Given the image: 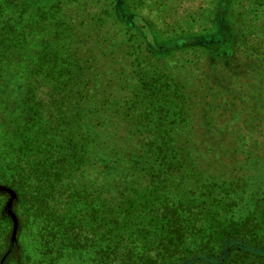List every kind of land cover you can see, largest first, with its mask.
<instances>
[{
  "label": "trees",
  "instance_id": "16d2710c",
  "mask_svg": "<svg viewBox=\"0 0 264 264\" xmlns=\"http://www.w3.org/2000/svg\"><path fill=\"white\" fill-rule=\"evenodd\" d=\"M0 185V264H264V0H0Z\"/></svg>",
  "mask_w": 264,
  "mask_h": 264
},
{
  "label": "water",
  "instance_id": "95a60500",
  "mask_svg": "<svg viewBox=\"0 0 264 264\" xmlns=\"http://www.w3.org/2000/svg\"><path fill=\"white\" fill-rule=\"evenodd\" d=\"M0 189H4V190H6V191L10 192V191H9L7 188H5V187H3V186H1V185H0ZM8 203H9V202H8ZM8 203H7V205H8ZM9 216H10V217H12V214H11V213H9Z\"/></svg>",
  "mask_w": 264,
  "mask_h": 264
},
{
  "label": "rangeland",
  "instance_id": "374dc122",
  "mask_svg": "<svg viewBox=\"0 0 264 264\" xmlns=\"http://www.w3.org/2000/svg\"><path fill=\"white\" fill-rule=\"evenodd\" d=\"M197 6V5H196Z\"/></svg>",
  "mask_w": 264,
  "mask_h": 264
}]
</instances>
